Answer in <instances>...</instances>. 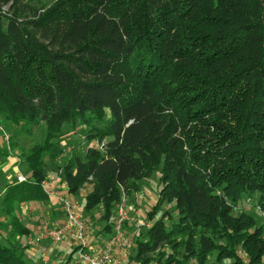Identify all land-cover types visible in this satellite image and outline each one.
Returning <instances> with one entry per match:
<instances>
[{"label": "trees", "instance_id": "16d2710c", "mask_svg": "<svg viewBox=\"0 0 264 264\" xmlns=\"http://www.w3.org/2000/svg\"><path fill=\"white\" fill-rule=\"evenodd\" d=\"M0 118L46 129L4 210L49 198L52 141L78 122L96 145L61 175L105 229L160 169L127 264H264V227L238 212L257 194L264 212V0H0ZM24 250L0 240V264H35Z\"/></svg>", "mask_w": 264, "mask_h": 264}, {"label": "rangeland", "instance_id": "374dc122", "mask_svg": "<svg viewBox=\"0 0 264 264\" xmlns=\"http://www.w3.org/2000/svg\"><path fill=\"white\" fill-rule=\"evenodd\" d=\"M52 0H40L41 4H49ZM106 121H108V115L105 117ZM0 127L5 131V134L8 135L9 140L8 144L5 145L2 134L0 133V146H2V150H0V197H2L4 185L6 183L14 182V174L16 169L24 175L27 179L28 169L25 163H22L23 157L29 154L30 150L35 145H40L44 141L46 129L44 125L38 126H26L24 124H10L5 120L0 118ZM97 127H99L97 125ZM85 129V127H84ZM85 131L77 122L73 124V126L64 125L61 128L60 134L56 139L52 141L54 147H56L59 151L58 158L55 160L52 166L45 167L46 177L53 176H61L62 182L63 178L60 174L62 167L66 164L67 160L72 157L83 158L85 149L87 147L95 146V142H91L87 144L84 139ZM48 157V153L46 155ZM160 169H156L153 171L149 178L138 181L137 188L130 191L127 195H122V199L125 200L126 212L129 217V222L126 221L124 224V233L126 236L130 237V243L126 249L120 251L118 257V261L122 264H127L129 254L132 249V237H138L141 233L144 232L145 229H148L147 226H150L152 221L147 220V213L153 206L156 204L158 193L160 190ZM63 182L62 187L56 188L57 195L61 196L62 199H66L74 208L77 210V213L80 216V219L86 224L90 225V230L88 233V238L92 241H96L101 243L105 237H108L112 233V227L105 229L107 221L104 219L105 212L101 208V206H97L95 209H92L89 212L84 210L85 206V195L89 192V187L84 186L82 190H80L77 195H68L66 194V185ZM81 193V195H80ZM258 197L259 195H253L252 197H246L244 202L241 203L240 209L238 212H244L246 215H256L259 218L258 224L264 227V212L261 211L258 205ZM33 202H27L20 205H16L13 211H17V215H14L10 210H4V206L1 205L3 211L0 213V235L8 239L9 243L17 244L22 246L25 250V255L28 259H30L35 264H79L76 256V252L72 253L73 249L77 247L76 243H70L68 241L54 242L51 241L49 243L50 247L55 244H64L65 249L61 252L58 257L53 258L51 254V258L46 259L44 256L39 254V248L42 247V242L40 244H36L34 241V236H30L28 238L27 230L24 229L23 223L21 219L27 218L26 214H22L21 206H37L36 204H31ZM41 203L42 206H48L51 211L56 213H62L61 207L59 203L54 198H48ZM37 203V204H38ZM167 208V204L164 203L159 212L155 215L154 219H158L163 209ZM115 211V210H114ZM28 212V211H27ZM34 213V212H33ZM39 214L40 209L38 210ZM38 214V215H39ZM16 216V219H12L11 216ZM59 216V215H58ZM116 211L113 213V218L115 220ZM61 217H63L61 215ZM61 217H59V222H61ZM4 218V220H3ZM261 220V221H260ZM19 221V227L15 225L13 222ZM56 227V225L54 224ZM54 226L49 225L45 227V230L52 229ZM22 228L24 229L22 231ZM40 233V232H39ZM42 233V230H41ZM6 239V240H7ZM88 241V239H86ZM32 241V243H30ZM39 247V248H38ZM38 248V249H37ZM27 251H31L35 253L34 255L28 254ZM51 259V261H50ZM243 262H245V258L242 257ZM188 264H194L192 261L188 262ZM223 264H230V262L225 261Z\"/></svg>", "mask_w": 264, "mask_h": 264}, {"label": "built area", "instance_id": "2783aa9c", "mask_svg": "<svg viewBox=\"0 0 264 264\" xmlns=\"http://www.w3.org/2000/svg\"><path fill=\"white\" fill-rule=\"evenodd\" d=\"M0 133L2 134L5 145H7L9 137L5 134L2 127H0ZM14 177L16 184L27 182L18 168L15 171ZM61 184L62 180L60 175L49 176L45 177L40 187L46 196L54 198L59 203L61 210H63L64 223L58 227L42 232L34 238L33 242L38 244L39 241L50 239V241L52 240L54 242L68 241L70 243H76L77 247L72 252H76L79 264H122L117 260V257L121 253L120 251L126 249L130 243V237L124 233V224L129 220L125 200L122 199L116 209L112 233L108 237H105L102 243L99 244L95 240L92 241L88 238L87 232L90 230V225H86L80 219L74 206L66 199H62L61 196L57 195L56 188Z\"/></svg>", "mask_w": 264, "mask_h": 264}, {"label": "crops", "instance_id": "0c3cea01", "mask_svg": "<svg viewBox=\"0 0 264 264\" xmlns=\"http://www.w3.org/2000/svg\"><path fill=\"white\" fill-rule=\"evenodd\" d=\"M60 174H61V172H60ZM9 183H11V182H9ZM62 185H63V182L60 185V187H62ZM80 195H81V193H80ZM37 203L38 202H36V201L31 203L33 205H35V204L37 205V206H33V207L30 206V205L21 206L22 214H26L27 215L26 220L22 218L21 222L23 223V227H25L24 229L27 230L28 238L30 236L32 237L34 235L37 237L38 235L41 234V230H42V232H45L46 231L45 227H47L49 225L54 226V224H55L56 227H58L62 223H64V214H62L61 212L59 214L56 213V212H53V210L51 211V209L48 206L44 207V206L41 205V203L40 204L39 203L37 204ZM39 209H40V213H43V216H42V214L38 213ZM2 211H3V209H2V207H0V213H2ZM12 213L14 215H17V211L16 210L13 211ZM61 215L63 217H61ZM59 217H61V222H59V220H58ZM3 220H4V218H3ZM53 228H55V226ZM50 229H48V230H50ZM2 239L6 240L7 238H5L2 235H0V240H2ZM51 241H50V239H46V240L44 239L42 241H39V244H40V242H42V247H40V248L38 247L39 248V254L44 256L46 259L51 258V254L53 255V258L58 257L61 254V252L66 248L65 247V243L64 244H62V243L55 244L54 246L50 247L49 243ZM101 243H102V241H101ZM101 243H99V244H101ZM27 253L31 254V255L36 254V252L32 253L31 251H27ZM118 259H119V257H117V260ZM50 261H51V259H50Z\"/></svg>", "mask_w": 264, "mask_h": 264}]
</instances>
